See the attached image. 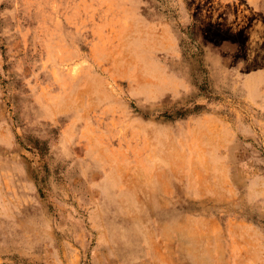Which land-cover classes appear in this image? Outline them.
Here are the masks:
<instances>
[{
  "label": "rangeland",
  "instance_id": "1",
  "mask_svg": "<svg viewBox=\"0 0 264 264\" xmlns=\"http://www.w3.org/2000/svg\"><path fill=\"white\" fill-rule=\"evenodd\" d=\"M0 264H264V0H0Z\"/></svg>",
  "mask_w": 264,
  "mask_h": 264
}]
</instances>
